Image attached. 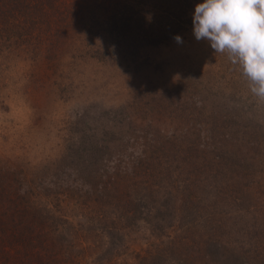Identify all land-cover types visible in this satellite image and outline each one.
<instances>
[{
    "label": "rangeland",
    "instance_id": "374dc122",
    "mask_svg": "<svg viewBox=\"0 0 264 264\" xmlns=\"http://www.w3.org/2000/svg\"><path fill=\"white\" fill-rule=\"evenodd\" d=\"M203 2L0 0V178L75 264L264 263V104L195 39Z\"/></svg>",
    "mask_w": 264,
    "mask_h": 264
},
{
    "label": "trees",
    "instance_id": "16d2710c",
    "mask_svg": "<svg viewBox=\"0 0 264 264\" xmlns=\"http://www.w3.org/2000/svg\"><path fill=\"white\" fill-rule=\"evenodd\" d=\"M6 175L0 178V186L10 184L11 189L17 180ZM31 194L17 187L0 188V264H75L76 247L67 239L74 228L56 210L37 207ZM79 263L100 264L101 260L84 256Z\"/></svg>",
    "mask_w": 264,
    "mask_h": 264
},
{
    "label": "clouds",
    "instance_id": "9594fccd",
    "mask_svg": "<svg viewBox=\"0 0 264 264\" xmlns=\"http://www.w3.org/2000/svg\"><path fill=\"white\" fill-rule=\"evenodd\" d=\"M192 24L195 39L225 56L264 104V0H204L195 6Z\"/></svg>",
    "mask_w": 264,
    "mask_h": 264
}]
</instances>
